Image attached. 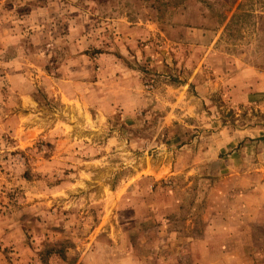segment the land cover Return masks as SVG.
<instances>
[{
    "label": "rangeland",
    "instance_id": "rangeland-1",
    "mask_svg": "<svg viewBox=\"0 0 264 264\" xmlns=\"http://www.w3.org/2000/svg\"><path fill=\"white\" fill-rule=\"evenodd\" d=\"M264 0H0V264H264Z\"/></svg>",
    "mask_w": 264,
    "mask_h": 264
},
{
    "label": "crops",
    "instance_id": "crops-1",
    "mask_svg": "<svg viewBox=\"0 0 264 264\" xmlns=\"http://www.w3.org/2000/svg\"><path fill=\"white\" fill-rule=\"evenodd\" d=\"M259 90L264 91V80H261Z\"/></svg>",
    "mask_w": 264,
    "mask_h": 264
},
{
    "label": "trees",
    "instance_id": "trees-1",
    "mask_svg": "<svg viewBox=\"0 0 264 264\" xmlns=\"http://www.w3.org/2000/svg\"><path fill=\"white\" fill-rule=\"evenodd\" d=\"M263 138H264V135H263Z\"/></svg>",
    "mask_w": 264,
    "mask_h": 264
}]
</instances>
